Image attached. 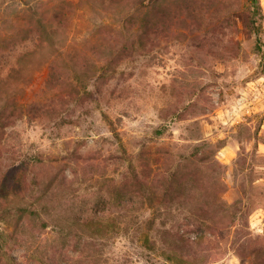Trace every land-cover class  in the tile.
<instances>
[{
  "label": "rangeland",
  "instance_id": "obj_1",
  "mask_svg": "<svg viewBox=\"0 0 264 264\" xmlns=\"http://www.w3.org/2000/svg\"><path fill=\"white\" fill-rule=\"evenodd\" d=\"M131 2L0 0V54L31 46L34 6L72 23L62 66L102 68L113 37L99 30ZM199 2L201 24L159 22L116 78L91 82L93 99L47 88V48L17 75L26 106L13 124L0 91V264H264V49L250 0Z\"/></svg>",
  "mask_w": 264,
  "mask_h": 264
},
{
  "label": "trees",
  "instance_id": "obj_2",
  "mask_svg": "<svg viewBox=\"0 0 264 264\" xmlns=\"http://www.w3.org/2000/svg\"><path fill=\"white\" fill-rule=\"evenodd\" d=\"M155 2L156 0H132V7L128 14L123 17V21H120L118 25H113L111 27L112 30L110 28H101L99 30L102 33L105 31L113 37V39H111L110 36V39L108 38V40L112 41L109 43L110 46L108 48L110 50V56L107 64L102 67L103 69L101 66H96V64L91 66L88 62H84L80 65L74 56L71 57V62L73 63L72 68L70 66H62L60 60H63L64 55L68 53L67 47L70 43L69 34L72 23L69 24L68 19L59 12L53 14L51 18L47 14L38 11V7L30 6L29 10L33 13L34 18L33 21H30L31 24L27 30L31 34V46L18 53L15 57L11 55V61H7L10 60L7 54H0V91L4 92L5 95H8L7 98L11 99V105L9 106L11 108V124H13L21 114H24V107L26 106L25 101H22L16 95L14 96V92H17L20 84L17 82L19 80L17 75L21 74L28 62L37 57L43 49L47 48L53 50V54H55V56H53L54 58L52 57L53 59L48 61L47 88L50 90H64V88H68L74 98L93 99L95 98V93L102 94V91L99 89L96 92L89 90L88 88L91 82L94 81L98 84L101 80H104L106 84H108L110 80L116 78L121 57L126 56L129 52H133L136 48L144 47L147 43L154 41L160 31L159 22L162 26V32L165 33L166 26L174 19L182 20V22L190 20L192 23L198 22L200 24L203 20V18H201V20H199V18L202 13H205L203 8L206 7V5L200 3L199 0L184 1L182 10L180 7L181 11L184 9L187 12V17L184 19H181L182 14L179 9L176 13L161 9V13L158 14L156 12ZM250 3V9L252 11L250 23L257 35L258 46L263 50V15L261 5L259 0H250ZM201 4L202 9L200 14L197 8L198 5L201 6ZM126 23L130 24L131 28L126 27ZM114 31H117L116 35ZM207 36L208 34L205 32L203 37L205 38ZM58 42H61V46L57 45ZM56 48H58L59 53H56ZM68 69L73 75L72 80L69 75L68 78L64 76ZM15 86H17V90ZM1 114L2 112L0 111V127L3 125ZM175 117L180 116L175 115ZM165 132L166 129L162 127L156 131V134L163 136ZM99 206L100 205H95L97 213H100V211H98ZM52 209L53 202H47L45 210L50 211ZM21 210L23 209H20V211ZM77 216L75 221L79 225L95 223V225H99L102 228L109 226V224L102 219H91L89 222L80 219L79 215ZM177 246H179V244H177Z\"/></svg>",
  "mask_w": 264,
  "mask_h": 264
}]
</instances>
